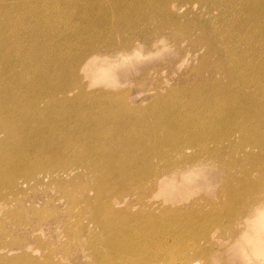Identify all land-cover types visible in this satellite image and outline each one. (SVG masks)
Instances as JSON below:
<instances>
[{
  "label": "bare ground",
  "instance_id": "bare-ground-1",
  "mask_svg": "<svg viewBox=\"0 0 264 264\" xmlns=\"http://www.w3.org/2000/svg\"><path fill=\"white\" fill-rule=\"evenodd\" d=\"M104 2L68 0L67 6L74 9L91 10L99 3L103 8L99 13L109 22L100 23L96 18L84 21L80 30L65 31L63 27L69 29L70 21L60 23L55 18L59 10L54 1L0 0V134H4L0 139V189L5 184L11 188L19 182L29 184L34 176L39 183L52 179L60 183L64 175L73 176L71 165L82 168L83 173L92 170L98 181L94 183L98 197L94 200L100 204L92 210L95 220H89V225L79 220L76 231H71L78 264H168L170 259L179 264H226L223 257L232 258L242 245L250 249V253L241 249L245 264H264V197L259 204L252 203L255 207L249 208V215L237 222L238 231L221 242L212 238L218 228L237 220H197L203 213L194 205L179 211L183 220H134L142 215L114 219L137 204L126 199L130 192L144 202L142 211H146L145 202L154 206L152 199L145 200L147 188L148 198L162 192L181 200L184 194L205 186L206 169L212 164L199 154L219 163L224 151L220 146L208 148L209 141L218 144L239 131L244 142L264 156V0H151L153 19L162 20L158 27L147 30L152 34L143 32L139 37L133 32L142 28L143 22L135 19L151 18L145 4L139 0L110 7ZM195 2L207 8L197 13L201 35L192 40L206 48L200 55V64L206 67L198 68V83L186 87L190 100L175 103H183L177 109L182 113L171 116L170 126L161 128L160 118L154 124H144L152 121L143 114L150 109L130 104L126 91H87L77 70L79 64L84 65L85 75L92 76L89 85L113 79L111 66L102 60L112 62L111 58L128 56L137 46L170 39L164 30L180 27L175 15L181 19L191 10L188 4ZM205 13L213 16L206 20ZM120 18L124 25L121 32L113 27V21ZM101 26L110 29L111 36L104 35ZM210 58L213 60L207 64ZM153 101V107L161 105L162 110L171 106L167 96L158 95ZM166 101L169 105L165 107ZM209 103L216 111H224L220 115L224 128L217 124L206 131L195 128L200 117L196 110ZM187 104L192 110L182 109ZM200 114L207 121L208 114ZM151 159L154 169L140 173ZM247 159L254 158L250 155ZM259 166L264 171V160ZM217 175L211 172V176ZM235 179L229 176L228 205L219 215L239 212L230 211L239 201ZM249 179L240 180L241 189L252 186ZM91 199L85 201L87 205ZM6 201L2 208L10 207ZM211 205L218 209L217 204ZM84 227H89L88 234ZM166 236L184 248L176 260L173 254L177 249L164 241Z\"/></svg>",
  "mask_w": 264,
  "mask_h": 264
},
{
  "label": "rangeland",
  "instance_id": "rangeland-1",
  "mask_svg": "<svg viewBox=\"0 0 264 264\" xmlns=\"http://www.w3.org/2000/svg\"><path fill=\"white\" fill-rule=\"evenodd\" d=\"M51 1H54L55 8L59 10V14H57L55 18L59 19L58 21L60 23H64L68 20L70 21L69 29L65 28V26L63 27L65 31L72 29L80 30L84 21L94 20L96 18L102 20L100 23L109 22L105 15L99 13L103 10V8L97 6L99 3L95 5L94 9L90 10L84 8L74 9L69 5L67 6L68 0ZM103 1H105V6L115 7L119 2L126 3L139 0ZM141 2H143L146 6L145 8L149 10L148 14H150L149 17L152 19H135V21L143 22L141 25L143 27H138L137 30L133 32L134 35H137L136 37H139L143 32H145L146 36L152 34L153 31L147 32V30L158 27L162 20L159 17L153 19V17L156 16H152L150 13L151 0H141ZM191 5H195V7ZM199 6H201V4L198 2L188 4L191 10H186L185 16L181 19L175 15V18L181 21V23L179 22L181 25L180 27L172 26L164 30L165 34H169L170 39L165 40L163 43H159L158 45L144 44L140 47L137 46L127 53L129 54L128 56L111 58L112 62L102 60L105 66H111L114 75L113 79L89 85L92 81V76H90V78L85 75L84 65L79 64L77 70L81 76V81L87 85V91L93 92L101 89L126 91L127 100L130 104L150 109L149 112L145 111L143 114L152 118V121L148 123L143 121L144 124H154L156 122L155 119L160 118L159 125H161V128L170 126L169 121L171 120V116H178L182 113L177 109L179 104L182 106L183 103H179L177 106H175V103L179 102V99L181 102L185 103L190 100H188L189 96L186 95L188 93L185 92L187 89L186 87H190V84L198 83L197 70L202 67L200 64V55L206 51L205 47L202 48L201 45L196 46V44L194 45L192 43L194 38L201 35V30L198 28L197 24L199 23L197 13H203L204 10L205 12L207 10L206 5H203L202 8ZM194 12L195 14H193ZM215 13L216 11L211 12V14ZM210 15L205 13L203 18H206V20L210 19L211 16H213ZM165 18L164 16V19ZM156 19L161 20L157 21ZM186 20L188 21L186 22ZM121 21L122 18L113 21V27L119 28V32H121L124 27ZM97 24L98 23H95L93 26ZM155 24L156 26H154ZM99 30L103 33L106 32L104 35L111 36V34H109L110 29L101 26ZM89 34V32H86L84 36L88 37ZM71 39L74 43V47H77L74 38L71 37ZM212 60L213 58H210L207 64L212 62ZM205 67L206 65L203 64L202 68L205 69ZM158 95L167 96V101L169 103L171 102V106H167L168 108H164L163 110L160 108L161 105L153 107V100L156 99ZM167 101L164 103L165 107L169 105ZM213 106V104L209 103L206 107H201L196 110L200 117L196 121L197 127L195 128L206 131L210 126L215 124H217L219 128L225 127L220 118V115L224 114V111L218 112ZM182 109L190 111L192 110V106L187 104V106L182 107ZM200 113L208 114L207 121L202 120V115ZM3 136L4 134L1 133L0 139ZM166 140L169 139L166 138ZM56 144L59 146L58 141H56ZM216 146H220L224 149L222 159L217 160L219 163H214L215 160L208 158L206 154H199L206 158L205 161L208 162V164H212L209 165L211 167L207 166L209 168L206 169L207 176H204L205 186L184 194L181 200H175L172 197L164 196L162 192H157L153 198L152 196L148 198L150 191L149 188H147V192H145L147 197L145 200L148 201L152 199L151 201L154 203V206L145 202L147 204L146 211H142L144 202L135 199L136 196L133 194L134 191L130 192L126 199H130L133 203L137 201L135 202L137 204L131 206L128 212L114 219L122 220L127 215H142L134 220H155L157 218L160 220H183L179 211L183 212V210H189L191 206L194 205V207L198 209L197 211H202L203 213V218L197 217V220H237L236 223L231 226L229 224L227 225V223H225L224 226L221 225L218 228L219 231L212 237L214 241L220 240L221 242L222 239L226 241L225 239L230 236L231 232L238 231L237 222L239 220H244L245 217L249 215L248 211L250 207H255L252 203L259 204V200L264 197V171L259 166L263 162L264 156L256 147L245 143L239 131H233L228 139L218 144L214 141H209L207 144L208 148ZM250 155H252L254 159H247ZM43 156L45 157V155ZM130 158L133 157L130 156ZM230 164L233 165L230 171H228L226 168ZM157 166H159L158 163H156L155 168H157ZM70 168L74 170L73 176L66 177L64 175L60 183H54L53 179L51 181L46 180L45 183H39L33 180V178L36 177L34 176L30 178L29 184L23 185L19 182L13 188L5 184L0 189V264L79 263L75 257V242L71 236V231H76L77 227L75 226L79 220H84V225H89V220H95L92 210L95 209V206L98 207L100 203L94 200L98 198L96 197L97 194L94 192V183L98 181L92 170L85 169L83 173L82 168L73 165H71ZM150 168L154 169V167H152V159L148 165L144 166L140 173H147ZM211 172L218 173L219 175L217 176L219 177L215 178L211 176ZM230 175L236 178L234 180L236 181L234 187L238 188L237 199L239 200L235 206H230V211L239 210V212L234 214L222 213L219 215V212L228 205V203L225 202V192L227 190V183ZM247 177H250L252 186L248 187L249 189L247 190L241 189L239 182L240 180L243 182ZM219 178H222L221 181ZM22 179L23 178L19 179V181H22ZM223 179L224 181L222 182ZM90 197L92 198L91 204L87 205L85 201ZM17 200L19 202H17ZM5 201L6 203L9 202L10 207L2 208ZM211 204H217L216 207H218V209H213ZM225 204L227 205L224 206ZM243 210H245L244 213ZM142 212L146 213L148 217L143 215ZM164 212H175L178 215L166 216ZM149 213L156 217H149ZM140 226L141 224H136V227ZM84 231L88 234L90 231L89 227H84ZM230 239H232V237ZM164 241L174 245L177 251L173 254V260L178 259L184 249L181 246L182 244H180L181 242L175 245V239L167 236L164 238ZM215 248L217 249V246H215ZM239 248L240 251L236 249L235 251L237 253H235L232 258L223 257V261L226 264L247 263L241 249L245 248V250L250 253L248 245H242ZM171 262L172 259L169 260L168 264H173L174 262L175 264H179L177 261Z\"/></svg>",
  "mask_w": 264,
  "mask_h": 264
}]
</instances>
